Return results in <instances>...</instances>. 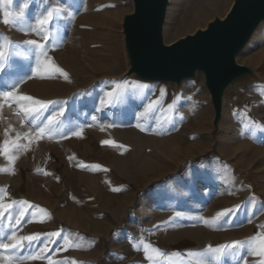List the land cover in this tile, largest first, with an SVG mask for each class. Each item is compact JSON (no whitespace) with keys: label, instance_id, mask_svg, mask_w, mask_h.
<instances>
[{"label":"rangeland","instance_id":"obj_1","mask_svg":"<svg viewBox=\"0 0 264 264\" xmlns=\"http://www.w3.org/2000/svg\"><path fill=\"white\" fill-rule=\"evenodd\" d=\"M232 2L168 0L163 43L222 18ZM53 8L62 11L37 31L36 20ZM132 9L131 0H0V94L57 102L23 115L13 97L0 95V146L7 139L11 148L17 134L26 146L9 152L18 157L14 164L0 148L3 201L37 206L18 225L16 211L9 210L11 223L5 212L0 237L12 231L41 234L14 251L0 249V264H48L49 258L64 264H150L133 247L141 238L164 253H178L171 257L175 264L264 262L246 248L220 257L208 251L210 245L264 235V128L244 127L248 117L264 126V20L236 56L253 74L225 90L213 125L200 71L178 85L126 73L121 22ZM5 12L9 19L20 13L22 18L5 25ZM27 40L44 43L46 56ZM49 58L68 80L45 70ZM109 92L112 102L102 105ZM154 100L159 103L142 116ZM61 108L63 114L37 140V129ZM78 130L81 135H73ZM224 209L233 212L215 220ZM56 231L62 236H47ZM63 236L80 247L65 250Z\"/></svg>","mask_w":264,"mask_h":264},{"label":"water","instance_id":"obj_2","mask_svg":"<svg viewBox=\"0 0 264 264\" xmlns=\"http://www.w3.org/2000/svg\"><path fill=\"white\" fill-rule=\"evenodd\" d=\"M131 1L133 9L121 22L126 73L178 85L200 71L213 109L212 124L216 125L225 90L253 74L236 56L264 20V0H233L222 18L214 17L204 28L170 44L162 40L168 0Z\"/></svg>","mask_w":264,"mask_h":264},{"label":"snow or ice","instance_id":"obj_3","mask_svg":"<svg viewBox=\"0 0 264 264\" xmlns=\"http://www.w3.org/2000/svg\"><path fill=\"white\" fill-rule=\"evenodd\" d=\"M7 2H11V0H7ZM62 9L60 8H53L51 10L46 11L44 14L41 15V17H39L36 20V24L39 25V28L36 29L37 31H43L45 29V26L49 25L52 20L55 18V16L61 12ZM9 13L5 12L4 13V19H3V23L5 25L8 24H15L18 20H20L22 18V13L17 14L16 16H13L11 19H9ZM49 39V34L47 32H45L44 36H43V40L47 41ZM25 43L29 44V45H33L37 48H39L41 51L39 53L40 56H46V53L43 51V49L45 48V44L37 41V40H27L25 41ZM3 46L0 45V58H2L4 56V51L2 50ZM44 64L46 65L45 70H53L57 73H60L61 75H63L65 80L69 79V75L67 72H65L62 68H60L57 65H54L51 63L50 58L48 60L44 61ZM3 65L0 64V67H2ZM37 72H40V68L38 67ZM0 95H3L5 97H13L19 106V110L20 113L19 114H23V115H32L34 113H37L45 108H47V106L49 104H54L57 103L56 101H44V100H40L37 98H34L32 96L29 95H15L14 92H6V93H2ZM161 95H164L163 90L161 91ZM106 96L108 97L107 99H102L101 100V104L105 105L108 103L112 102V97L114 96V92H109L106 94ZM20 102H27V103H20ZM159 103L158 100H154L151 101L145 110V113H142L141 115H145L146 113L152 111L154 109V107ZM0 108H2V105H0ZM173 108V105L170 104L168 105V109L171 110ZM63 114V109L61 108L59 111L54 112L51 116L48 117L47 120V124L44 127H40L37 129L36 131V136L35 138L37 140L42 139L44 134L46 133V131L49 129V126L52 125L55 121L58 120V118ZM245 116H247V113H244ZM167 119V117H165ZM137 128H140L141 131H144L145 129L143 127H141V125L138 123L136 125ZM245 128L248 127H253V128H264V126H262L259 123H256L255 121L251 120L250 117H248V122L244 124ZM6 134H7V130H6ZM26 136H28V134H25ZM73 135L79 136L81 135V131H75L73 132ZM20 139L19 134H17V137L12 141L11 144V148L9 147V141L6 139L3 142V145L0 146V148H2V153L7 157V159L9 160L10 163L14 164L15 160L18 158L16 156L13 155H9L10 151H18L21 148H25L26 146L23 144L18 143ZM102 143H114L112 141H103ZM124 147V146H121ZM80 166H84L83 163H81ZM92 167H100L99 165H95ZM47 174V173H45ZM113 191H120L122 190L121 188H113ZM7 193L6 191L0 189V229L3 228V218L5 215V212H9V210H14L16 211V216H15V224H20L21 220L24 218L25 213L28 211V209L30 208H34L37 207L35 205H32L29 201L26 200H13L10 203H5L3 201V196H6ZM41 212H46V210L41 209ZM233 212V209H224L220 212L216 213V217L214 218L215 220H219L220 218L229 215ZM33 215H35V213H33ZM8 219L9 222L11 223L13 216H12V212H9L8 215ZM43 222V221H41ZM205 223H208L207 220H205ZM41 234L40 233H33L27 236H18L16 234L15 231H12L10 235H6L3 237H0V249H4V250H16L17 248L23 247L24 246V242H28L31 243L33 241L39 240L40 239ZM47 236L49 238L52 237H61L62 236V231H56V232H51L48 233ZM7 239L9 241H12V243H5L4 240ZM65 250L67 249V247H71V246H75V247H80L79 244H75L74 242L69 239L68 236H63L62 237ZM53 243L55 242L54 240L52 241ZM133 247L136 250H140L143 251L145 258L150 262V264H175V261H173L171 259V257L173 255H179L177 254H171V253H164L162 252L160 249L154 247L149 241L144 240L143 238H141L139 241H137L136 244L133 245ZM241 248H246L247 250L251 251L252 255H256V256H264V235H258V236H254L252 238H250L248 241H232L231 244L228 245H221L218 246L216 248H213L211 245L208 247V251L214 253L217 255V257L223 256L226 253H231V254H236L237 252L240 251ZM41 251H46L45 249H41ZM191 255V254H190ZM41 257L39 255H29L28 257H26V259L29 260H33V259H40ZM16 259H19V257H17ZM243 259V257H242ZM48 264H64L63 261H55L49 258L48 260ZM73 264H76L75 261H73ZM202 264V262H201ZM262 264H264V262H262Z\"/></svg>","mask_w":264,"mask_h":264},{"label":"bare ground","instance_id":"obj_4","mask_svg":"<svg viewBox=\"0 0 264 264\" xmlns=\"http://www.w3.org/2000/svg\"><path fill=\"white\" fill-rule=\"evenodd\" d=\"M111 15H112V12H111ZM111 15H110V16H111ZM113 20H114V19H113ZM261 22H262V21H261ZM249 78H250V77H243L241 80L244 81V80H247V79H249Z\"/></svg>","mask_w":264,"mask_h":264}]
</instances>
